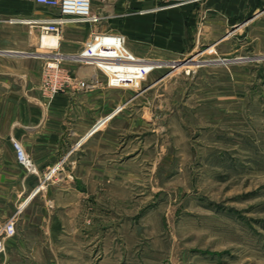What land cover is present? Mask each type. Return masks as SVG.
Listing matches in <instances>:
<instances>
[{
    "label": "rangeland",
    "instance_id": "obj_1",
    "mask_svg": "<svg viewBox=\"0 0 264 264\" xmlns=\"http://www.w3.org/2000/svg\"><path fill=\"white\" fill-rule=\"evenodd\" d=\"M250 1L243 0L240 12L220 15L222 24L207 29L204 14L194 22L182 19L174 29L156 20L164 30L154 28L153 17L136 19L145 24L138 27L137 21L135 28H125L123 15L119 17L115 34L127 38L125 47L157 61L138 90L115 88L122 95L140 94L127 110L129 117L146 121L147 169L140 185L132 177L128 189L138 205L129 207V219L111 220V206L100 203L102 217L91 229L87 223L81 239L65 243L62 238L52 245H81L82 264H264V0ZM99 5L93 4L94 13L100 12ZM109 22L82 24L75 37L83 43L92 30L108 32ZM34 29L35 45L25 47V55L0 58V70L14 74L0 83L18 88L20 103L31 85L39 86L44 99H53L42 90L45 56L32 55L42 36ZM157 34L162 39L158 45ZM218 36L223 40L212 43ZM6 114L7 109L1 119ZM7 136L2 126L0 167L17 166L20 180L33 175L43 180L49 172L44 182L58 178L61 161L39 174L27 154L29 139ZM13 140L22 146L33 172L17 161ZM37 188L44 190L42 184ZM2 195L9 198L11 190ZM11 237L4 239L0 255ZM56 258L58 264L70 262L62 252Z\"/></svg>",
    "mask_w": 264,
    "mask_h": 264
},
{
    "label": "crops",
    "instance_id": "obj_2",
    "mask_svg": "<svg viewBox=\"0 0 264 264\" xmlns=\"http://www.w3.org/2000/svg\"><path fill=\"white\" fill-rule=\"evenodd\" d=\"M94 3L101 4L97 11L106 16L103 20L110 21L107 30L111 33H118L116 23L121 15L125 28L137 27V21L141 27L144 20L153 17L154 28L164 30L156 20L162 19L174 29L181 25L182 19L194 22L204 14L207 19L201 23L207 29L222 24L220 15L240 12L243 6V0H204L200 4L155 10L154 0H92V9ZM54 14V10L25 0H0V58L25 55L24 48L35 45L36 33L31 21ZM167 17L170 21L164 22ZM82 27L62 29L58 46L64 56L61 65L80 80L90 82L96 77L95 87L83 90L73 86L48 101L40 95L39 86L31 85L27 87L30 95L20 103L19 89L10 83H0V128H5L7 139L23 141V136L29 139L27 154L39 174L61 161L58 178L52 182H42L41 177L37 179L34 175L20 180L17 166L0 167L5 175L0 176V226L14 213L17 219L16 234L5 241L0 264H58L56 254L60 252L70 259L67 264H82L81 245L55 246L53 242L63 238L66 243L65 239L74 238L76 243V238L81 239L84 227L91 229L93 222L102 217L100 203L111 206V211L107 209L111 220L129 219V207L138 205L128 191L132 177L139 186L141 174L147 169L146 121L129 117L127 108L140 94H118L117 89L105 85L104 76L94 67L67 58L79 53L92 33L98 32H89L82 43L75 37ZM155 39L156 45L162 41L159 34ZM221 40L218 36L212 43ZM139 41L148 43L143 37ZM78 42L81 45L78 49L70 46ZM6 76L14 74L0 70V79ZM6 109L9 115L1 119ZM41 182L44 190L33 194ZM20 189L25 190L24 194ZM4 190H11L9 198H2ZM94 250L92 247L90 254ZM47 253L50 256L44 258Z\"/></svg>",
    "mask_w": 264,
    "mask_h": 264
},
{
    "label": "built area",
    "instance_id": "obj_3",
    "mask_svg": "<svg viewBox=\"0 0 264 264\" xmlns=\"http://www.w3.org/2000/svg\"><path fill=\"white\" fill-rule=\"evenodd\" d=\"M29 3L55 11L52 17L35 19L31 24L37 26L43 35L60 36L64 26L70 24H98L106 16L101 12H93L92 0H25ZM105 2V0H102ZM155 10L179 8L191 5L199 0H154ZM41 36V37H42ZM54 47H47L46 53L37 51L34 55L45 56L43 67L42 90L52 99L56 94L67 88L92 89L96 86V77L92 81L78 79L61 65L64 57H58ZM63 56V55H61ZM84 65L94 67L105 77V85L109 88L139 89L145 77L156 68L155 63L148 59L135 56L124 45V37L111 32H93L79 53L67 56ZM13 148L17 161L28 171L34 169L20 143L13 140ZM50 173V172H49ZM47 174L42 182L51 176ZM41 182V184H42ZM39 188L35 191L37 192ZM15 215H12L0 226V254L4 251V239L14 235Z\"/></svg>",
    "mask_w": 264,
    "mask_h": 264
},
{
    "label": "bare ground",
    "instance_id": "obj_4",
    "mask_svg": "<svg viewBox=\"0 0 264 264\" xmlns=\"http://www.w3.org/2000/svg\"><path fill=\"white\" fill-rule=\"evenodd\" d=\"M59 40H60V36L43 35L40 38V46L38 48V51L41 52V53H46L47 52L46 49L49 46L54 47V48L57 49L58 48V44H59ZM58 57H63V56L59 55Z\"/></svg>",
    "mask_w": 264,
    "mask_h": 264
}]
</instances>
